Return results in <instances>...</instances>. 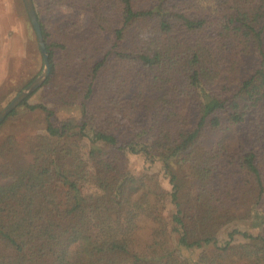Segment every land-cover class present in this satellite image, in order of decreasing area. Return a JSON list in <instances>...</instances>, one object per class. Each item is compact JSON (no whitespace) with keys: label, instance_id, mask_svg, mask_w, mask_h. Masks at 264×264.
Returning a JSON list of instances; mask_svg holds the SVG:
<instances>
[{"label":"trees","instance_id":"1","mask_svg":"<svg viewBox=\"0 0 264 264\" xmlns=\"http://www.w3.org/2000/svg\"><path fill=\"white\" fill-rule=\"evenodd\" d=\"M37 15L51 73L21 106L47 127L25 152L1 140L0 264H264V0H38ZM72 107L79 122L54 121ZM129 155L159 161L172 192Z\"/></svg>","mask_w":264,"mask_h":264},{"label":"rangeland","instance_id":"2","mask_svg":"<svg viewBox=\"0 0 264 264\" xmlns=\"http://www.w3.org/2000/svg\"><path fill=\"white\" fill-rule=\"evenodd\" d=\"M34 3L37 11L38 0H34ZM78 19L79 23L75 27L81 29V21H84L81 18ZM37 48L39 54L37 53ZM40 69L41 75L44 69L43 56L35 30L27 14L24 0H0V105L2 111L29 85L19 94H16L19 87L37 75ZM40 97L41 94L37 93L29 99L28 104H39ZM80 119V108L72 107L60 110L54 121L68 120L77 123ZM4 122H6V125L3 128L0 144L1 140L6 136L14 135L15 141L19 143L21 152H25L31 137L43 134L47 127L45 113L39 110L32 111L27 106L18 107L16 114L9 116ZM11 160L7 155L0 157V165ZM127 165L128 171L132 174L154 176L168 192H172L173 188L159 161L152 163L141 155H129ZM172 211L173 208L169 210L168 217L171 216ZM249 230L252 235L258 234L256 228H250ZM241 239L243 237L239 234L234 236V240L238 241ZM184 254L191 259H197L200 251L192 252L186 250Z\"/></svg>","mask_w":264,"mask_h":264},{"label":"water","instance_id":"3","mask_svg":"<svg viewBox=\"0 0 264 264\" xmlns=\"http://www.w3.org/2000/svg\"><path fill=\"white\" fill-rule=\"evenodd\" d=\"M27 14L31 24L35 30L39 48L43 56L44 69L43 73L35 79L24 91H22L3 111L0 113V126L3 122L20 107L26 100H28L35 92H37L46 82L51 73V66L47 46L42 34L41 24L38 19L34 0H24Z\"/></svg>","mask_w":264,"mask_h":264}]
</instances>
